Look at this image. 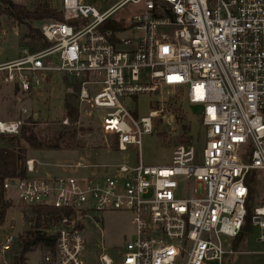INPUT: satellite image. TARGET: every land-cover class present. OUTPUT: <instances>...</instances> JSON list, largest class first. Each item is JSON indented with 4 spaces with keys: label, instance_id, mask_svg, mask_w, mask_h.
Listing matches in <instances>:
<instances>
[{
    "label": "built area",
    "instance_id": "built-area-1",
    "mask_svg": "<svg viewBox=\"0 0 264 264\" xmlns=\"http://www.w3.org/2000/svg\"><path fill=\"white\" fill-rule=\"evenodd\" d=\"M36 1L58 9L63 21L40 27L47 46L22 48L0 64V93L5 85L31 95L52 74L79 81L78 103L102 112L101 132L115 150L135 148L138 155L135 165L80 177H39L38 163L27 159L25 177L3 180L7 201L13 189L20 206L68 213L50 231L56 246L41 251L40 264H92L86 228L97 225L96 214L111 212L128 213L135 235L116 256L101 247L96 264H223L236 253L223 239L231 242L244 225L246 176L264 173V0H119L103 13L85 0ZM128 5L136 13L113 20L122 31L101 30ZM161 88L177 89L201 108L204 141L200 152L178 145L170 164L146 166L142 139L153 134L163 111L138 117L126 100ZM24 124L0 120V135L17 136ZM253 214L264 242V206ZM17 250L16 236L0 238V264H12Z\"/></svg>",
    "mask_w": 264,
    "mask_h": 264
},
{
    "label": "rangeland",
    "instance_id": "rangeland-1",
    "mask_svg": "<svg viewBox=\"0 0 264 264\" xmlns=\"http://www.w3.org/2000/svg\"><path fill=\"white\" fill-rule=\"evenodd\" d=\"M119 0H85L94 6L99 13H103L116 4ZM34 1L28 0L22 5L31 7ZM14 3V2H13ZM1 10L6 8L0 6ZM137 8L128 5L112 15L111 20L124 16H132ZM50 20L27 22L28 26H19L6 15L0 16V63L13 60L20 54L22 48L31 50L41 47V39L23 41L28 29L39 32L40 27ZM40 33V32H39ZM125 34L124 37H130ZM71 78H64L62 74H52L43 87L31 95L16 96L11 88L3 85L0 93V120L12 121L23 119L24 126L32 130L36 137L45 145H57L59 150H32L23 141L21 147L28 151L27 159H35L39 177L52 172L55 177L75 176H100L104 169L110 173L116 166L126 164L135 165L138 155L135 148L127 152H117L113 148L111 137L104 135L100 129L101 111H90L86 105H80L79 118L70 121L64 108L65 96L74 92L70 85ZM99 86L91 87L92 93L98 91ZM14 94V95H13ZM128 108L138 115L147 116L150 111L162 109V114L155 124L152 135L142 139L141 159L146 166H165L170 164L173 149L178 145H194L198 152L201 151L204 141V129L200 125V107L190 106L184 100L182 92L173 88H161L154 94L141 95L126 100ZM22 109L28 115L23 116ZM34 117L35 123L28 120ZM68 120V124L63 122ZM23 126V127H24ZM17 135L16 137H19ZM64 143L70 145L67 148ZM4 143L0 142V148ZM67 148V149H66ZM88 166L86 170L72 171L64 166ZM255 199L252 208L264 206V173H256ZM6 196L12 199V207L7 211L5 222L0 229V238L5 234L24 235L31 231L34 225L30 209L16 203V193L13 189L7 191ZM99 220L96 226L88 225L85 236L91 247L88 260L96 264L101 247L110 256H116L118 249L124 241H130L135 230L131 218L125 212H111L96 214ZM102 238H100V235ZM259 230L252 226L233 256H225L223 264H264V242L258 241ZM93 243V244H92ZM230 240L223 239L227 248ZM102 245V246H101ZM40 249L26 255L28 264H40Z\"/></svg>",
    "mask_w": 264,
    "mask_h": 264
},
{
    "label": "trees",
    "instance_id": "trees-1",
    "mask_svg": "<svg viewBox=\"0 0 264 264\" xmlns=\"http://www.w3.org/2000/svg\"><path fill=\"white\" fill-rule=\"evenodd\" d=\"M0 6L6 7L3 10L0 8V16H8L19 26H28L27 22L29 21H63V15L58 9H52L48 7L46 3H40L36 0L31 4V7L13 3L12 0H0ZM100 28L101 30L109 29L112 31L123 30L122 25L115 23L113 20L106 21ZM35 37L41 39V34L38 31L29 28L28 33L24 35L23 41H32ZM111 41L113 42V40ZM45 46H47L46 43L41 44V47ZM64 78L67 77L64 76ZM70 85L73 87L74 92L65 96L64 108L67 118L70 121L75 122L79 118V107L77 104H73V101H77L78 103L80 82L71 80ZM17 93L18 90L16 89L14 94L17 95ZM28 122L35 123L34 117H30ZM21 141H23L32 150L60 149L57 145H45V143H42L32 130L26 126L22 127L19 137L0 135V142L4 143V146L0 148V229L5 222L7 211L13 205L10 201L5 199V193L2 189L3 180L7 178L26 176L25 162L27 161L28 152L25 148L21 147ZM64 144L67 148L71 147L67 143ZM113 148L115 150L114 144ZM255 177L256 172L250 171L245 179V184L248 188V198L245 203L244 225L238 235L231 241V248L234 252H237L240 244L243 242L246 235L251 231L254 216L252 204L256 193ZM29 209L33 215L34 225L31 231L26 232L24 235L16 236L18 250L16 251L17 256H15L12 264H24L26 259L25 256L36 249H40L41 251L49 249L54 250L56 246V235L50 233V231L59 223L62 213L68 214L66 212H62L61 210L53 209L47 206H33Z\"/></svg>",
    "mask_w": 264,
    "mask_h": 264
},
{
    "label": "crops",
    "instance_id": "crops-1",
    "mask_svg": "<svg viewBox=\"0 0 264 264\" xmlns=\"http://www.w3.org/2000/svg\"><path fill=\"white\" fill-rule=\"evenodd\" d=\"M4 63V62H3ZM1 64V63H0ZM28 152V151H27ZM33 160H35L34 158H33ZM36 161V160H35ZM39 172L40 171H38V169L36 168V174L37 175H39ZM48 175H53L54 176V174L52 173V172H50V174H48ZM48 175H45V176H48Z\"/></svg>",
    "mask_w": 264,
    "mask_h": 264
}]
</instances>
